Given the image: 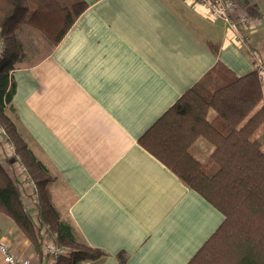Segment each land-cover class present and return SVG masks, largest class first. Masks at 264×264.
<instances>
[{
    "label": "crops",
    "instance_id": "crops-1",
    "mask_svg": "<svg viewBox=\"0 0 264 264\" xmlns=\"http://www.w3.org/2000/svg\"><path fill=\"white\" fill-rule=\"evenodd\" d=\"M83 1L55 46L13 69L16 127L54 178L60 217L103 253L79 264H187L223 215L138 140L211 68L245 76L255 69L250 49L264 69V0H243L252 20L240 30L245 45L188 0ZM258 80L264 111V75ZM255 137L264 149V126ZM192 148L208 160L206 140ZM0 220L8 222L0 242L17 259L50 263L12 220Z\"/></svg>",
    "mask_w": 264,
    "mask_h": 264
},
{
    "label": "trees",
    "instance_id": "trees-1",
    "mask_svg": "<svg viewBox=\"0 0 264 264\" xmlns=\"http://www.w3.org/2000/svg\"><path fill=\"white\" fill-rule=\"evenodd\" d=\"M85 7L83 0H0V122L6 140L8 133L33 176L41 200L32 217L24 210L17 177L0 165V214L41 253L45 238L52 234L55 245L69 251L55 264L94 261L103 253L88 246L55 209L53 176L33 157L15 124L12 71L26 55L25 28L43 34L53 47ZM222 69L211 68L138 142L223 215L187 264H264V149L255 137L264 126L258 72L235 77ZM211 109L214 113L209 115ZM198 139L211 145L204 163L190 152Z\"/></svg>",
    "mask_w": 264,
    "mask_h": 264
},
{
    "label": "built area",
    "instance_id": "built-area-1",
    "mask_svg": "<svg viewBox=\"0 0 264 264\" xmlns=\"http://www.w3.org/2000/svg\"><path fill=\"white\" fill-rule=\"evenodd\" d=\"M188 4L195 11L202 13L206 19L222 21L226 25V32L230 40L236 44L245 45L247 37L240 30L246 27H252V20L247 10L240 12L243 0H188ZM2 48L3 42L0 40V55ZM247 52L252 59H254V67L258 72V77L261 78L264 75V69L259 62L255 50L248 49ZM0 148L2 150L0 152V160H5V158H7L6 160L10 162V166L13 170L17 168L16 165L21 167L23 175L21 177L17 176V180L18 182L26 181L29 187H31L29 191L24 189V187L19 188L21 199L24 210L28 213H33L37 207L35 195L34 192H32V189L35 188L34 183L27 177L26 169L21 164L20 158L15 153L13 146L7 142L5 131L2 127H0ZM23 186H25V183ZM48 239L49 240L43 245L42 254L49 255L51 257L49 262L53 264L52 258L57 257L61 253L64 254V252L62 248L55 245L54 238L49 237ZM0 262L2 264H35L34 262L30 263L26 260L22 261L17 259L4 242H0Z\"/></svg>",
    "mask_w": 264,
    "mask_h": 264
},
{
    "label": "rangeland",
    "instance_id": "rangeland-1",
    "mask_svg": "<svg viewBox=\"0 0 264 264\" xmlns=\"http://www.w3.org/2000/svg\"><path fill=\"white\" fill-rule=\"evenodd\" d=\"M207 21H211V22H215L214 20H211V19H206ZM43 37V38H42ZM22 41H23V45H24V48L26 50V55L24 57V59L21 61V63L19 62L17 65H25V64H28L29 62H33L39 58H41L45 53L48 52V50H50V45L48 44V40L47 38H45V36H37V34H35V32L33 33L32 30L30 29H27L25 28L23 33H22ZM23 62V63H22ZM214 113V110H210L209 111V115H212ZM0 127H3L4 130L6 131L4 125L0 122ZM7 133V132H6ZM7 137H8V143L10 145L13 146L14 150H15V153H16V149H15V145L14 143L10 140L9 136H8V133H7ZM196 147H201V146H196ZM1 148H0V152H1ZM190 152L191 154L193 155L194 154V151H193V148L191 147L190 149ZM8 154V153H7ZM17 154V153H16ZM18 155V154H17ZM19 158H20V161H21V164L23 165V167L26 169V172H27V177L33 181L34 183V186L35 188L32 189V192H34V195H35V201H36V206L38 207L40 204H41V200H40V197H38V193H37V189L38 187L36 186L34 180L32 179V175H30L29 173V170L26 168V165L23 164V159L20 155H18ZM194 156V155H193ZM0 157H1V154H0ZM10 157V156H9ZM195 157V156H194ZM196 158V157H195ZM7 158H5V160H0V165L2 166V168L6 169L8 171V173L12 174L13 176H18V177H21L23 175V172L21 171V167H19L18 165H16L17 168H13L10 166V162L8 160H6ZM200 162L204 163L202 161V159H198ZM18 188H21V187H24V189H26L27 191H29V184L25 181H22V182H18ZM25 183V186H23ZM52 186H51V190H52V193H53V186H54V178H52ZM53 196V195H52ZM53 203H54V199H53ZM1 217H4V215L0 214ZM34 217V216H32ZM2 223V221L0 220V224ZM6 224H8V222H3L2 223V226H5ZM49 236L47 238H45V242L44 244L49 240L48 238L51 237V238H54V236L52 234H48ZM59 247V246H58ZM61 248V247H60ZM63 249V248H62ZM63 252L64 254H59L57 257H53V262L55 263L56 262V259L63 256V255H67V253L69 254V251L68 250H65L63 249ZM46 255V254H44ZM49 256V255H47ZM51 259V257L49 256V260ZM22 261L26 260L30 263H33V259L32 257H27V258H23V259H20ZM53 263V264H54ZM50 264V263H49Z\"/></svg>",
    "mask_w": 264,
    "mask_h": 264
}]
</instances>
